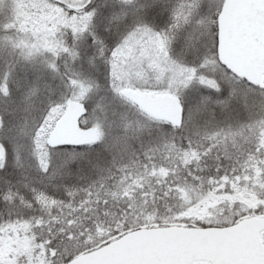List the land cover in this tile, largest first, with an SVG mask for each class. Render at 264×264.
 <instances>
[{"label": "snow or ice", "instance_id": "obj_1", "mask_svg": "<svg viewBox=\"0 0 264 264\" xmlns=\"http://www.w3.org/2000/svg\"><path fill=\"white\" fill-rule=\"evenodd\" d=\"M0 264H264V0H0Z\"/></svg>", "mask_w": 264, "mask_h": 264}]
</instances>
